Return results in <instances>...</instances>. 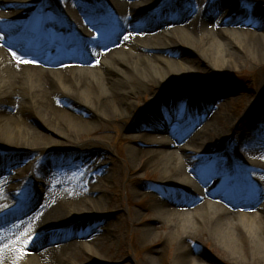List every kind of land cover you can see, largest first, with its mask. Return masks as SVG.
Instances as JSON below:
<instances>
[{
    "label": "bare ground",
    "instance_id": "1",
    "mask_svg": "<svg viewBox=\"0 0 264 264\" xmlns=\"http://www.w3.org/2000/svg\"><path fill=\"white\" fill-rule=\"evenodd\" d=\"M39 1L45 0H0V213L11 210L23 194L33 198L30 205L39 204L14 222L7 223L25 208L0 218V264H111L109 254L102 253L111 242L104 238V227L79 247L76 239L36 251L59 239L49 229L90 221L115 206L108 191L95 184L101 178L108 183L110 166H119L99 146V138L92 137L111 136L109 124H116L129 141L130 158L124 160L133 171L160 173L163 189L154 193V212L147 220L168 227L165 234L156 233V227L145 229L143 241L164 236L168 244L176 243L172 264H205L188 245L200 227L243 262L244 249L264 256V110L255 106L253 116L251 106L227 129L228 123L213 111L216 100L226 95V81L199 96L196 90L177 95L174 87L207 68L221 74L242 61L263 66V9L239 10L237 19H231L222 9L233 5L232 0L211 5L208 0H143L147 7L132 0H99L97 6H88L87 0L84 5L81 0H46L52 12L37 9ZM143 18L151 25L154 20L159 25L179 22L180 28L149 33L148 27L143 35L136 34ZM68 27L77 43L62 41ZM31 34L37 38L33 44ZM37 45H43L41 52L52 46L62 55L51 63L40 56ZM178 49L187 53L170 57ZM248 89L251 93L253 84ZM259 90L263 95L264 82ZM177 115L183 121L179 131L167 126ZM197 121L204 130L195 128ZM208 131L221 138L225 152L233 153L229 165L205 158L202 147L212 143ZM184 140L186 145H180ZM16 165L30 170L28 182L13 175ZM208 167L229 177L221 183L230 185L226 193L200 191ZM148 189L138 185L136 195ZM183 196L196 202L190 212L172 208L184 207ZM165 249H151L150 262L156 263Z\"/></svg>",
    "mask_w": 264,
    "mask_h": 264
},
{
    "label": "rangeland",
    "instance_id": "2",
    "mask_svg": "<svg viewBox=\"0 0 264 264\" xmlns=\"http://www.w3.org/2000/svg\"><path fill=\"white\" fill-rule=\"evenodd\" d=\"M98 1V0H96ZM140 1L141 5L147 7L149 3L143 0H132ZM263 1V0H262ZM84 0H81V4H84ZM93 1L87 0L88 6ZM215 0H208L207 5H211ZM233 5H227L224 9H229L227 15L232 16V9L244 10L246 13L253 9H263L261 0H232ZM95 3V0H94ZM144 7V8H145ZM219 14H216L214 21H219ZM234 18V17H233ZM154 24H150L149 19H141L136 25V34L143 35L146 29L149 27L151 31L149 33H159L161 31H174L180 28V23H167L165 25L157 24L158 21L154 20ZM153 23V21H151ZM264 27V22L261 24V29ZM75 42V40H72ZM187 51L180 53L178 49L174 55L170 57L178 58L180 55L186 54ZM193 77L186 83L181 84L177 87V95H183L193 93L197 91L199 96L203 89H210L211 87L219 88L222 83L226 81V88L223 90L226 95L216 100V108L213 110L218 116L223 117L224 121L228 124L227 129L230 128V123L242 117L248 108L253 106L252 114L256 116L255 106L264 110V94L260 95L259 89L261 84L264 82V65L253 66L246 61H242L236 69L225 71L221 74H217L211 71L209 68L206 69L203 75ZM253 84V91L248 92V88ZM173 87V88H174ZM189 87V88H188ZM140 102H143L141 99ZM172 121V120H171ZM211 123L217 124L214 119ZM111 129V136L95 135L92 137L99 138V146L105 149L109 154L108 157L112 158V163H116L118 168L113 169L111 166L108 173V183H105L101 178L95 184L101 187L103 190L108 191V198L110 201L114 200L115 206L109 207L104 210V215L95 217L92 220H84L75 227L67 228L62 232L57 233V237L66 236L67 238H79L88 240L91 236L95 235L96 229L104 227L108 230V233L104 235V238L110 239L111 242H107V246L102 253H108L109 256L106 259L111 264H153L149 260V252L153 248L165 246L163 254L159 260L154 264H172V260L175 254L176 243L168 244L164 236L157 237L156 234L152 239L143 241L142 234L145 229L150 227H156L157 232L165 234L166 226L157 227L147 220L148 214L154 212L151 208L152 201L155 199L154 193L160 192L163 189L160 181V173L151 168H146L142 172L133 171L129 164L125 163V160L129 159V141L125 139V135L116 124H109ZM172 126L171 122L168 124ZM38 127V125H36ZM40 128V127H38ZM208 138L212 137V143L210 146L202 147V152L205 154V158H208L212 162H216L219 165H229L233 161V153L230 151H224L222 147L221 138L215 137V134L210 135L207 132ZM89 137L83 138L85 141ZM183 145V144H182ZM143 148L147 147V144H141ZM37 153H34L32 157H36ZM62 154H58V159L63 160ZM235 156V153H234ZM31 160L32 158L25 156ZM125 159V160H124ZM14 175L18 176L19 179L28 181L29 170L21 165L12 167ZM228 176L219 177L213 173V169L208 168L206 174L203 177V186L199 185L200 191H204L210 188V194L221 195L228 190V187L221 185V180L226 179ZM60 181V180H59ZM138 185H144L148 190L144 191L142 195H136V187ZM207 188V189H206ZM171 194L175 196V192L171 191ZM25 195L22 196V200ZM176 197V196H175ZM189 197V196H188ZM183 196L180 200L184 202L182 206H172V208H184L190 212L196 206V202L193 199ZM190 205L188 206V203ZM67 204V202L65 201ZM39 204H33L27 211L21 215H16L11 218L8 222H13L18 218H23L28 214H31L38 208ZM188 206V207H187ZM138 214V215H137ZM136 215V220L135 219ZM122 216V217H121ZM136 221V222H135ZM198 231L194 233L193 240L188 244L193 250V255L201 260L205 264H264V256L256 255L255 251L251 249H244L243 254L246 255V262L240 259L239 254L231 252L223 242L215 238L213 233L207 229H201L198 227ZM62 239L53 242H46L40 244L37 248V252H41L46 248L53 247ZM242 243V242H241ZM74 248V247H73ZM78 250V249H75ZM113 257L120 258L119 260L113 259ZM99 264V263H98Z\"/></svg>",
    "mask_w": 264,
    "mask_h": 264
},
{
    "label": "snow or ice",
    "instance_id": "3",
    "mask_svg": "<svg viewBox=\"0 0 264 264\" xmlns=\"http://www.w3.org/2000/svg\"><path fill=\"white\" fill-rule=\"evenodd\" d=\"M128 38H129L128 36H125V39H128ZM10 51H11V49H10ZM12 54H13V56H16L17 55L15 52H13ZM17 58H18V60H20V62H24V63L29 62V61H23L22 58H19V57H17Z\"/></svg>",
    "mask_w": 264,
    "mask_h": 264
}]
</instances>
